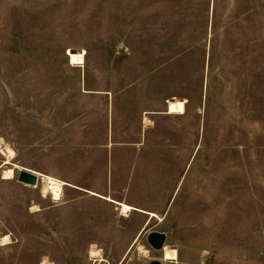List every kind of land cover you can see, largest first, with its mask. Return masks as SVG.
<instances>
[{"label": "rangeland", "instance_id": "obj_1", "mask_svg": "<svg viewBox=\"0 0 264 264\" xmlns=\"http://www.w3.org/2000/svg\"><path fill=\"white\" fill-rule=\"evenodd\" d=\"M263 99L264 0H0V138L15 151L12 163L69 178L75 157L102 158L89 145L138 140L143 110L149 126L167 130L146 132L153 155L167 151L182 167L199 146L186 180L192 207L182 205L190 202L184 183L169 224L156 227L165 242L147 234L137 249L129 244L150 210L124 216L85 198L93 213L85 223L81 211L18 181V169L4 179L0 152V238L12 236L0 264H264ZM165 110L187 114H154ZM222 151L225 219L205 227V158ZM110 217L122 227H104Z\"/></svg>", "mask_w": 264, "mask_h": 264}, {"label": "crops", "instance_id": "obj_2", "mask_svg": "<svg viewBox=\"0 0 264 264\" xmlns=\"http://www.w3.org/2000/svg\"><path fill=\"white\" fill-rule=\"evenodd\" d=\"M258 104L259 108L263 107L264 99L258 102ZM143 113L144 116H141L142 126L141 131L138 133V140L116 142L111 139V141L106 145H89V147L92 148H102V158L98 159L97 163H95V161L91 164V154H89V152H85V156L83 157L84 153H82L81 158L75 157L72 159L75 162V165L72 167V169H74L73 176L71 175L69 178L58 177L63 179L68 184V187L82 192V195L65 199V191L67 188V186H65L63 197L61 201L56 202V204L69 207L74 211H81V219L85 221V223L88 221V216L93 215V213L89 212L86 208L87 201L84 200L85 198H101L108 204L114 206V208H118L116 203L108 201L101 196L92 195L90 193L91 191H95L104 196L110 195L117 201H125L135 207L154 211L157 214H159L158 210L165 209L164 212L159 214V217L161 218V220L158 219L159 222L155 221L153 223L152 220H154V218H152L149 223H147L148 220L142 221L141 225L139 223V227L142 228L137 233V236H135L130 242L129 247L131 249H137L140 242L147 234H153V244L156 246H161L162 242H165V234L162 231L157 230L156 227H161L163 224H169L168 222L170 221L167 218L168 214L176 204L177 200L180 199V192L182 191L184 183H186L189 190L190 202H183L182 205L187 208L192 207L194 199L193 190L195 189L194 182L193 180L190 182H187L186 180L190 174L195 156L199 150V146H196L189 160H187L182 167H178V162H175L176 166L173 161L167 162L168 159L166 156L169 155V152L167 151L158 156L153 155L150 153V150H148L150 145L147 143L149 140L147 139L146 132L149 130L153 132L165 133L167 130L158 129L154 125L145 126L144 118L147 117L149 112H147V110H143ZM154 114L166 115L171 119H182L186 116L187 111L184 114H168L167 110H165L164 112H154ZM169 135L171 134L169 133ZM167 139L168 138L165 140ZM77 148L74 150L78 151L79 149ZM121 148H126L130 151L129 157H124L123 154H120L119 150ZM206 157L205 206H207L209 212L205 215V227H223V224L220 221L222 218L225 219L223 215L226 208L225 200L227 199L225 182L227 165L225 154L222 151L216 158L213 156V158L210 159L209 154H207ZM240 161V159L236 161L230 160V162L234 164V167H239L237 164L240 163ZM146 163L149 165H146ZM148 167L152 170V172L149 171L148 173ZM253 167L257 166L253 165ZM173 168H175L174 172L172 171ZM143 169L147 172H143ZM44 173L51 175L47 172ZM201 193L203 194V192ZM113 194L116 195V198ZM236 198L237 197L234 196L231 199L236 200ZM40 211H42V209ZM135 212L138 214H144L139 211ZM235 222L237 221L235 220ZM80 225L81 224L78 226ZM104 227L122 226L114 221V217H110ZM145 227L153 228L145 230ZM138 237L139 239L137 241ZM130 251L131 250H129L127 254H129ZM123 260L121 262H123Z\"/></svg>", "mask_w": 264, "mask_h": 264}, {"label": "bare ground", "instance_id": "obj_3", "mask_svg": "<svg viewBox=\"0 0 264 264\" xmlns=\"http://www.w3.org/2000/svg\"><path fill=\"white\" fill-rule=\"evenodd\" d=\"M149 118L145 117L144 118V125L149 126ZM0 152L4 155V164L1 166V174L4 179H13L16 177V169L21 170L24 169L21 166L12 163L13 158L15 157V151L14 149L4 140V138H0ZM27 169V168H25ZM29 170V169H28ZM35 173L38 176V182L37 184L30 185L26 184L29 186H32L34 188H37L39 190L40 195L43 198H50L52 199L53 202L60 201V198L63 196V190H64V185L65 181L59 178H56L54 176L48 175L46 173L36 171V170H29ZM91 194L93 195H100L99 193L97 194L94 191H91ZM104 196V195H103ZM106 200L111 201L116 203L119 207L118 210L120 211L121 215L128 216L132 210L136 209L134 206L123 202V201H117L116 199L112 198L111 196H104ZM40 209V206L38 204H34L32 206V210L37 211ZM138 209V208H137ZM141 211H145L143 209H139ZM148 215H150V218H160L157 213L154 211H145ZM161 220V218H160ZM147 228H145L146 230ZM139 237L137 238L138 241ZM12 242V236L10 234H3L2 237L0 238V245L5 246L8 245ZM140 249V253L143 254L144 257L149 258V250L148 249ZM167 253H170V257L177 259V252L176 250L174 252L168 250ZM174 255H173V254ZM89 255L91 259H96L100 257V249H90ZM97 260V259H96ZM101 260V259H100ZM39 264H53L51 261H42ZM96 264V263H95Z\"/></svg>", "mask_w": 264, "mask_h": 264}, {"label": "water", "instance_id": "obj_4", "mask_svg": "<svg viewBox=\"0 0 264 264\" xmlns=\"http://www.w3.org/2000/svg\"><path fill=\"white\" fill-rule=\"evenodd\" d=\"M18 181L30 185L37 184L38 182V176L33 173L32 171H29L28 169H21L18 171L17 175Z\"/></svg>", "mask_w": 264, "mask_h": 264}, {"label": "clouds", "instance_id": "obj_5", "mask_svg": "<svg viewBox=\"0 0 264 264\" xmlns=\"http://www.w3.org/2000/svg\"><path fill=\"white\" fill-rule=\"evenodd\" d=\"M165 259H167V255H166ZM46 261H47V257L44 258V262H46Z\"/></svg>", "mask_w": 264, "mask_h": 264}]
</instances>
